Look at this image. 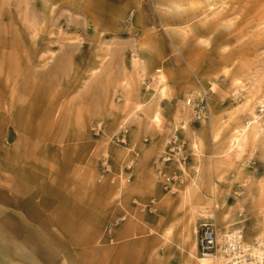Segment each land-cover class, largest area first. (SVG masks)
<instances>
[{
	"label": "rangeland",
	"instance_id": "rangeland-1",
	"mask_svg": "<svg viewBox=\"0 0 264 264\" xmlns=\"http://www.w3.org/2000/svg\"><path fill=\"white\" fill-rule=\"evenodd\" d=\"M263 27L264 0H0V258L185 264L214 183L254 240L264 130L228 141L264 127Z\"/></svg>",
	"mask_w": 264,
	"mask_h": 264
},
{
	"label": "bare ground",
	"instance_id": "bare-ground-1",
	"mask_svg": "<svg viewBox=\"0 0 264 264\" xmlns=\"http://www.w3.org/2000/svg\"><path fill=\"white\" fill-rule=\"evenodd\" d=\"M176 6L179 7L178 5ZM160 73L161 75L159 77V81L164 82L166 76L165 74L162 73V70H160ZM162 92H164V88H162ZM196 92L198 93V90L195 91V93ZM262 103H264V101ZM252 115L253 117H250L247 122H243L234 128L230 136V139L228 141L229 151L233 150L237 146H242L247 141L251 128H257V129H260V131L264 130V127L261 125L262 123L259 120L260 116L257 115L255 112H253ZM154 122L156 124L162 123V117L160 114L155 115ZM219 134L220 132H216L215 138L218 137ZM195 146L199 148V145L197 142L195 143ZM198 186H199L198 180L194 179L193 188L187 190L186 194H188V197L186 198V200H188L192 196V193H194V190H196V187ZM216 189H217L216 183H214L211 188L208 187L207 192L203 193L204 196L206 197L205 199V202L207 203L206 206L199 207L200 209L196 206L191 207L192 217H191L189 227L187 229V233L184 238V245L182 246L185 264H217L216 261L219 260L220 258L219 256L222 257V255H220V253H222V250H219L217 254H212V255H203L200 252L199 239H198L199 227L194 222V220L197 219L198 216L210 217L216 220L217 223H219L223 229L222 230L217 227L221 234L222 240H224L225 236L229 234L231 235L232 233H235L238 231V229L235 227L230 228L232 227L233 219L230 218V214L229 212H227V209L224 203L222 205H219L218 203L215 202L216 196H217ZM250 193L253 197V201L255 205L258 208L257 209L258 211L257 219L259 221L260 227L258 228L256 227L259 231L252 236L253 238L251 239H254V240L250 241L247 238L246 239L254 243V246H255V248L253 249L254 252L260 253L264 251L263 249L264 247V178L255 184L254 188L250 190ZM207 207H212V210L205 211L204 209ZM1 235L2 233L0 232V236ZM255 236H258V237L254 238ZM167 239L168 238H165V240ZM0 264H11V263H7L6 259L4 260L0 258Z\"/></svg>",
	"mask_w": 264,
	"mask_h": 264
},
{
	"label": "built area",
	"instance_id": "built-area-1",
	"mask_svg": "<svg viewBox=\"0 0 264 264\" xmlns=\"http://www.w3.org/2000/svg\"><path fill=\"white\" fill-rule=\"evenodd\" d=\"M203 102V99H201ZM199 117L205 113V105H200ZM238 231L227 235L224 240L216 224L211 220L201 223L199 227V249L203 255L217 254L222 250L217 264H264V251L254 252V243L248 241L245 237L243 227L237 228ZM264 249V247H263Z\"/></svg>",
	"mask_w": 264,
	"mask_h": 264
}]
</instances>
